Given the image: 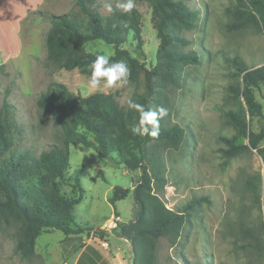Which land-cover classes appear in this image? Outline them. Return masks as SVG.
I'll return each mask as SVG.
<instances>
[{
	"label": "rangeland",
	"instance_id": "rangeland-1",
	"mask_svg": "<svg viewBox=\"0 0 264 264\" xmlns=\"http://www.w3.org/2000/svg\"><path fill=\"white\" fill-rule=\"evenodd\" d=\"M42 1L0 0V105L5 100L14 106L19 149L36 156L62 143L57 125L36 105L38 96L50 84H62L81 96L114 94L123 111L135 90L131 81L111 89L101 86L92 90L89 77L77 70L56 69L48 62L45 38L50 22L37 11L63 15L74 9V1ZM96 1L103 11L106 4L116 7L121 2ZM184 2L196 12L197 22L194 29L180 31L179 35L189 42L180 51L196 52L199 63L182 67L177 82L160 89L158 96L168 111L163 126L179 125L185 136L178 149L155 145L149 146L148 152L153 150L162 165L165 184L156 191L158 197L168 209L184 213L185 224L175 245L167 238L159 239L154 264H264L262 158L256 150L230 159L222 153L227 149L222 138L235 135L225 123L224 112L245 110L242 101L227 92L228 86L237 82L236 70L228 59L237 57L247 68L263 65L264 35L256 27L232 29L234 0ZM133 8L141 14L145 66L152 69L159 40L151 10L145 0H134ZM135 45L131 35L122 48L136 56ZM84 49L92 54H114L112 47L100 41L86 43ZM252 92L262 106V119L246 116V121L250 130L258 133L264 123V84ZM150 106L157 109L154 102ZM260 147H264V140ZM69 153L70 167L62 192L76 198L80 182L84 195L74 207L76 225L71 227L83 231L67 236L58 230L43 232L36 240L34 257L24 259L15 250L17 226L0 220V264H77L85 252L82 264L92 263L87 258L93 264H131V244L115 236L112 229L117 223L134 221L137 205L132 191L141 171L128 170L110 158L101 159L81 145H70ZM115 187L130 189V193L112 205L108 200Z\"/></svg>",
	"mask_w": 264,
	"mask_h": 264
},
{
	"label": "trees",
	"instance_id": "trees-1",
	"mask_svg": "<svg viewBox=\"0 0 264 264\" xmlns=\"http://www.w3.org/2000/svg\"><path fill=\"white\" fill-rule=\"evenodd\" d=\"M73 1L74 9L63 15L37 11L50 22L45 38L46 60L56 69L77 70L90 77L89 65L97 54L86 52L84 45L100 41L114 49V54L109 56L111 61L123 60L128 64L129 81L135 85L131 99L151 110L152 102L157 108L162 107L158 93L177 82L182 67L199 63L196 52L180 51L189 44L179 35L180 31L194 29L197 22L196 12L191 11L184 0H145L159 40L156 64L152 69L145 66L142 20L136 8L125 13L112 6L113 11L109 12L103 11L96 0ZM232 14L233 30L256 27L264 35V0H234ZM131 35L136 41V56L122 48ZM228 62L236 70L237 82L230 84L227 92L241 100L245 110H229L223 114L225 123L235 130L233 137L222 138L227 146L222 150L223 156L230 159L256 150L264 164V147H260L264 140V123L259 132L254 133L246 121V116L262 119V106L252 89L264 84V64L247 68L237 57ZM116 98L114 94L105 93L81 96L62 84H50L38 96L36 105L57 125L62 143L49 147L38 156L19 149L20 131L15 108L5 100L0 105V220L17 226L15 250L22 258L34 257L36 240L43 232L58 230L67 236L83 231L71 227L76 225L74 207L83 200L80 182L77 183L79 195L76 198L62 192L70 167V145L90 148L101 159L110 158L128 170L141 171L132 191L137 205L135 219L130 223H117L112 229L115 236L131 244L135 264L155 263L159 239L167 238L172 245L179 240L185 215L168 209L158 197L156 191L165 184L162 165L156 153L148 151L155 145L178 149L185 130L176 124L165 128L162 119L157 138L134 135L131 128L138 122L139 113L129 108L123 111ZM238 140L242 143L236 144ZM98 173L104 179L102 171ZM129 193L130 189L115 187L108 201L114 205ZM86 254H82L77 264L85 263Z\"/></svg>",
	"mask_w": 264,
	"mask_h": 264
},
{
	"label": "clouds",
	"instance_id": "clouds-1",
	"mask_svg": "<svg viewBox=\"0 0 264 264\" xmlns=\"http://www.w3.org/2000/svg\"><path fill=\"white\" fill-rule=\"evenodd\" d=\"M116 7L123 12H130L134 7V0H121ZM107 11H113L111 4H106ZM91 75L88 79V86L92 90L111 89L121 85H126L131 75L128 64L123 60L111 61L106 54H97L89 65ZM127 106L130 110L139 113L138 122L135 123L131 131L134 135L149 136L157 138L160 135V120L168 115L164 107L155 110H146L142 104L129 99Z\"/></svg>",
	"mask_w": 264,
	"mask_h": 264
},
{
	"label": "water",
	"instance_id": "water-1",
	"mask_svg": "<svg viewBox=\"0 0 264 264\" xmlns=\"http://www.w3.org/2000/svg\"><path fill=\"white\" fill-rule=\"evenodd\" d=\"M133 256H134V253H133ZM131 264H135V262H134V257H133V260H132Z\"/></svg>",
	"mask_w": 264,
	"mask_h": 264
},
{
	"label": "crops",
	"instance_id": "crops-1",
	"mask_svg": "<svg viewBox=\"0 0 264 264\" xmlns=\"http://www.w3.org/2000/svg\"><path fill=\"white\" fill-rule=\"evenodd\" d=\"M42 0H40V3H42L43 4V1L41 2ZM37 2V1H36ZM40 3H38V4H40ZM39 6V5H38Z\"/></svg>",
	"mask_w": 264,
	"mask_h": 264
},
{
	"label": "built area",
	"instance_id": "built-area-1",
	"mask_svg": "<svg viewBox=\"0 0 264 264\" xmlns=\"http://www.w3.org/2000/svg\"><path fill=\"white\" fill-rule=\"evenodd\" d=\"M115 226H116V225H115ZM115 226H114V227H115Z\"/></svg>",
	"mask_w": 264,
	"mask_h": 264
}]
</instances>
